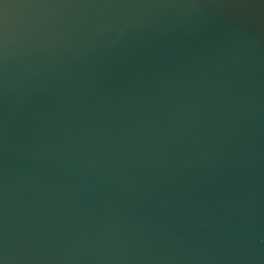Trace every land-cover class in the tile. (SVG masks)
Listing matches in <instances>:
<instances>
[{
	"label": "water",
	"instance_id": "1",
	"mask_svg": "<svg viewBox=\"0 0 264 264\" xmlns=\"http://www.w3.org/2000/svg\"><path fill=\"white\" fill-rule=\"evenodd\" d=\"M3 264H264V0H0Z\"/></svg>",
	"mask_w": 264,
	"mask_h": 264
},
{
	"label": "clouds",
	"instance_id": "2",
	"mask_svg": "<svg viewBox=\"0 0 264 264\" xmlns=\"http://www.w3.org/2000/svg\"><path fill=\"white\" fill-rule=\"evenodd\" d=\"M0 264H3V262H2V261H0Z\"/></svg>",
	"mask_w": 264,
	"mask_h": 264
}]
</instances>
